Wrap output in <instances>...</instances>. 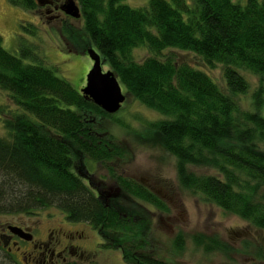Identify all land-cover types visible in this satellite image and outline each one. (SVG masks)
I'll list each match as a JSON object with an SVG mask.
<instances>
[{
  "label": "trees",
  "instance_id": "16d2710c",
  "mask_svg": "<svg viewBox=\"0 0 264 264\" xmlns=\"http://www.w3.org/2000/svg\"><path fill=\"white\" fill-rule=\"evenodd\" d=\"M8 1L29 12L39 7L37 0ZM76 1L84 25L80 36L75 28L68 31L70 40L82 43L79 54L94 47L127 95L166 117L148 127L153 144L176 158L183 189L264 231V0L246 5L149 0L148 7L138 9L123 0ZM141 48L150 56L139 62L133 52ZM177 52L195 54L208 69L221 65L226 89ZM248 73L260 80L252 93ZM0 90L19 110L0 104L6 131L0 136V215L55 207L68 221L90 225L104 238L105 248L121 249L130 264H171L145 252L144 237L152 231L150 207L170 211L163 199L115 174L118 191L102 196L78 174L86 161L112 171L111 161L125 159L127 147L99 126L115 114L104 112L53 69L26 64L7 51L1 35ZM248 93L253 101L244 108L239 96ZM191 166L218 175H198ZM177 248L184 249L182 234ZM228 249L217 238L205 248ZM0 252L5 264H16Z\"/></svg>",
  "mask_w": 264,
  "mask_h": 264
},
{
  "label": "rangeland",
  "instance_id": "374dc122",
  "mask_svg": "<svg viewBox=\"0 0 264 264\" xmlns=\"http://www.w3.org/2000/svg\"><path fill=\"white\" fill-rule=\"evenodd\" d=\"M234 2L246 5L247 0H234ZM122 3L138 9L148 7L149 0H123ZM61 18L64 20L63 24L55 19L49 20L44 11L37 12L36 9L29 12L13 6L8 0H0V35L5 49L22 58L26 64L53 69L58 77L68 80L81 92L86 86V77L93 66V61L89 55L77 52V50L82 51L83 45L78 40L72 42L70 39L73 34L69 32L75 28L79 36L82 35L80 30L84 25L83 20L64 14H61ZM65 23L68 25L67 30L61 28ZM70 25L73 26L72 29ZM93 49L96 50L94 47ZM23 50H28L29 55L23 57ZM177 54L179 59L205 70L221 88L226 89L221 65L208 69L193 53L177 52ZM133 55L140 62L149 57L150 53L141 48L135 50ZM103 70L108 71L110 68L104 65ZM246 78L251 84L250 93L259 88L260 80L257 76L248 73ZM123 92L126 93L124 88ZM250 93L239 96L240 104L244 108L251 107L253 99ZM0 104L7 105L13 111H19L11 103L8 95L1 90ZM122 107L114 118L101 119L99 126L101 125L102 128L106 126L115 138L127 147L125 159L111 161L108 165L112 171L106 166L91 161L88 163L86 161L85 166L94 175L93 185H100L105 194L111 196L116 189L118 191L114 174L123 175L145 185L168 205L170 209L168 213L157 212L150 207L153 211L152 231H146L145 252L152 253L156 258L171 264H264V258H259L261 253L264 256V231L205 201L202 195L183 189L178 177L176 158L161 146L153 144L154 137L148 127L151 122L166 117L143 106L130 95H127ZM1 119L0 116V136H5L6 131ZM262 148L264 150V144ZM76 164L82 167L78 160ZM85 170L81 169L83 177ZM190 170L198 175H218L216 170L205 167L191 166ZM91 187L94 189L93 186ZM19 216L26 215L1 214L0 222L12 221ZM32 217L43 222L47 220L58 222L66 215L52 207L37 210ZM84 226V224H67L66 228L82 231ZM92 232L95 236H88L84 240V244H88L85 261L95 264H130L125 260L121 249L105 248L104 238L90 227L87 233L92 234ZM180 234L184 239L183 250L177 248V236ZM215 238L229 249L222 252H207L206 246H209L210 241ZM126 239L132 240L130 236ZM246 242L249 243V247L246 246ZM3 261L1 257L0 264H5Z\"/></svg>",
  "mask_w": 264,
  "mask_h": 264
},
{
  "label": "flooded vegetation",
  "instance_id": "af4514ba",
  "mask_svg": "<svg viewBox=\"0 0 264 264\" xmlns=\"http://www.w3.org/2000/svg\"><path fill=\"white\" fill-rule=\"evenodd\" d=\"M65 1L37 0L39 5L37 12L39 10L44 11L49 20L55 19L63 24L64 20L61 18V14H66L61 10V7ZM39 2H42L43 5ZM61 28L63 29V26ZM78 174L83 177L80 169ZM83 179L87 180L91 186L94 184V175L87 169L84 172ZM93 187L96 192H99L102 196L105 195V192L99 189L100 185H93ZM17 215L26 216H19L12 221L0 222V249L11 255L16 264L91 263L85 261L88 244H84V240L88 236L95 235H93V232L92 234L87 233V230H90L91 227L87 226L88 224L73 223L68 221L66 217L61 218L58 222L55 220L43 222L32 217L35 213ZM67 224H84L85 226L82 231H74L67 229ZM16 228L19 230H15Z\"/></svg>",
  "mask_w": 264,
  "mask_h": 264
},
{
  "label": "water",
  "instance_id": "95a60500",
  "mask_svg": "<svg viewBox=\"0 0 264 264\" xmlns=\"http://www.w3.org/2000/svg\"><path fill=\"white\" fill-rule=\"evenodd\" d=\"M39 3L43 5L42 2ZM61 10L74 19L82 17L80 6L76 0H66ZM84 54L89 55L93 61V66L87 74L86 86L81 93L107 114L118 113L127 100V94L123 92V87L116 74L112 70H103L105 62L93 48H89ZM15 230L19 229L16 228Z\"/></svg>",
  "mask_w": 264,
  "mask_h": 264
}]
</instances>
